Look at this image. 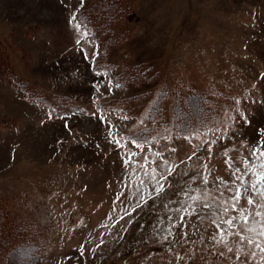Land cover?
I'll list each match as a JSON object with an SVG mask.
<instances>
[{"label":"rangeland","instance_id":"374dc122","mask_svg":"<svg viewBox=\"0 0 264 264\" xmlns=\"http://www.w3.org/2000/svg\"><path fill=\"white\" fill-rule=\"evenodd\" d=\"M113 1L0 0V264H264V0Z\"/></svg>","mask_w":264,"mask_h":264},{"label":"trees","instance_id":"16d2710c","mask_svg":"<svg viewBox=\"0 0 264 264\" xmlns=\"http://www.w3.org/2000/svg\"><path fill=\"white\" fill-rule=\"evenodd\" d=\"M114 3H116V4H114ZM111 5L116 6V8H114L115 11H113L111 13L113 18H115V16H118V15H120V16L122 15L123 17H125V13L123 11V6H122V1H120V0H116V2L113 1V3H111ZM99 8H101L100 4H97V5H94L93 7H91L90 9H86L85 13L83 11V13H81V15L82 14H85V15H83V16L80 15V17L83 19L84 23L85 22L88 23L87 22L88 18L94 17V15L96 13L98 14ZM97 14H96V16H97ZM100 30H101V27H96L94 30H92L93 32L89 31L88 35H89V38L91 41H98L99 39H101V36L105 35V34L101 33ZM7 76L9 78H11L10 80H12V82L14 84H16L20 89L22 87L25 88V86H28V84L25 81H22V82L19 81L16 77L13 76V74L11 76L10 75H7ZM3 77H5V76H3ZM40 100H42V99H40ZM200 101H201V98L196 96L195 98H191L190 100H187V102H186L187 106L186 105L182 106V108H181L182 110L177 107L176 114H175L177 127H179V126H180V128L183 127V124H180V122H181V120H184L185 117L190 116V111L192 113L194 112V114H199L200 110L197 107H195V105L198 106L199 104H202V101H201V103H200ZM199 108H201V110H202V106ZM12 234L16 235L14 238H12V241L14 240L15 242H17L19 240L17 237L18 233L16 231H12ZM18 246H19V244L16 245V247H18ZM27 246H28L27 248H30V250L27 249L26 253L28 252L29 254H32L33 257H36V253H35V251L37 250V248L35 247L36 245L34 244V245H27ZM16 247H14V248H16Z\"/></svg>","mask_w":264,"mask_h":264},{"label":"snow or ice","instance_id":"6c2138e0","mask_svg":"<svg viewBox=\"0 0 264 264\" xmlns=\"http://www.w3.org/2000/svg\"><path fill=\"white\" fill-rule=\"evenodd\" d=\"M76 27L79 29V25H77ZM83 35L87 36V32H85ZM257 153L259 154V156L261 158H264V151H262L260 148H257L253 151V155H256ZM128 162H130V161H126V163H128ZM259 167H260V169H264V161L261 162ZM245 168H246V170L248 169V163L245 164ZM237 171H239V169H237ZM251 171L253 172V174L257 175V181L255 183L251 184V189L254 191L257 189L258 185L264 186V172H258L256 168H252ZM241 178H242V175H241V177H237V179H241ZM161 191H163V185L162 184L156 188L157 193H159ZM235 191H236V196L234 197V199L239 200L241 198L240 189L237 188ZM261 192L264 193V187H261ZM194 199H195V197H194ZM247 203L253 204L254 201H253V199L249 198L247 200ZM262 207H264V205H262ZM225 211H226V209H225ZM257 215H260V213H257ZM243 222L245 224H247V222H248L247 216L243 217ZM226 223L231 225L233 223V221L228 220V221H226ZM261 235H264V233H261ZM248 242L250 244H255L256 247L260 248V251L262 253H264V247H261L260 244L258 242H256L254 239H249ZM229 250H231V249H229Z\"/></svg>","mask_w":264,"mask_h":264}]
</instances>
